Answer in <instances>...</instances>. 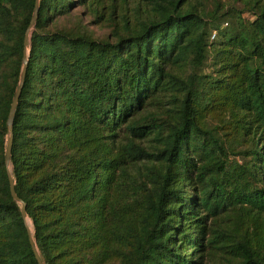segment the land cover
<instances>
[{
    "label": "trees",
    "instance_id": "16d2710c",
    "mask_svg": "<svg viewBox=\"0 0 264 264\" xmlns=\"http://www.w3.org/2000/svg\"><path fill=\"white\" fill-rule=\"evenodd\" d=\"M104 2L30 33L10 171L41 260L264 264V0ZM33 6L0 0V264H38L4 160Z\"/></svg>",
    "mask_w": 264,
    "mask_h": 264
},
{
    "label": "water",
    "instance_id": "95a60500",
    "mask_svg": "<svg viewBox=\"0 0 264 264\" xmlns=\"http://www.w3.org/2000/svg\"><path fill=\"white\" fill-rule=\"evenodd\" d=\"M39 2L40 0H34V6H33V11L31 14V18L29 21V24L25 30L24 34V40H23V55L21 59V68L18 76V81L14 89L13 96L11 98L10 102V107L6 119V124L8 128V134L6 136V143H5V153H4V160H5V165L7 168V173H8V178H9V191L12 196V198L20 205V212L21 216L24 220L26 229H27V234H28V240L31 246V249L33 251L34 257L37 261L38 264H44L43 261L40 258L39 252L37 250V247L35 245L34 239L32 237V230L29 225V220L27 218L26 214V206L25 202L22 201L16 194L15 189H14V180L11 175L10 171V156H11V147H12V139H13V132H12V125H13V119L17 107V103L21 94V90L24 84V79H25V74H26V67L28 63V51H29V39H30V33L32 31L33 25L37 19L38 16V10H39Z\"/></svg>",
    "mask_w": 264,
    "mask_h": 264
},
{
    "label": "rangeland",
    "instance_id": "374dc122",
    "mask_svg": "<svg viewBox=\"0 0 264 264\" xmlns=\"http://www.w3.org/2000/svg\"><path fill=\"white\" fill-rule=\"evenodd\" d=\"M103 1H105L104 3H102L104 5L103 11L105 14H108L111 10L110 6H112V5H110L111 1H109V0H103ZM221 1H224V0H221ZM228 1H230V0H228ZM136 2H137V0H113L112 3H114V6H112V8L115 9V12H116L115 16L119 11H121L123 9L128 10V8H131L132 6H134L136 4ZM207 4L210 6L211 3L208 2ZM76 10L74 11V13L78 12V14H81V12H82L81 7L77 8ZM86 18L88 20L89 16H87ZM87 20H85V21H87ZM224 25H226V23H224ZM89 27L91 29H93L95 31V34L98 36H101L104 32H107V30H108L107 28H104L105 26H95V25L90 24ZM29 225L31 227L30 222H29Z\"/></svg>",
    "mask_w": 264,
    "mask_h": 264
}]
</instances>
